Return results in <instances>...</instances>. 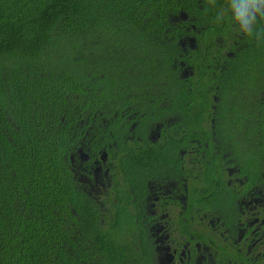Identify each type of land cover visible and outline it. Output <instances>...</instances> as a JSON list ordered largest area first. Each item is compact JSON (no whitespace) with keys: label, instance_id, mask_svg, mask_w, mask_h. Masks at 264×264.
Wrapping results in <instances>:
<instances>
[{"label":"flooded vegetation","instance_id":"obj_1","mask_svg":"<svg viewBox=\"0 0 264 264\" xmlns=\"http://www.w3.org/2000/svg\"><path fill=\"white\" fill-rule=\"evenodd\" d=\"M196 2L161 48L104 37V71L57 114L65 167L90 221L152 264H264V17L248 35L229 0Z\"/></svg>","mask_w":264,"mask_h":264},{"label":"trees","instance_id":"obj_2","mask_svg":"<svg viewBox=\"0 0 264 264\" xmlns=\"http://www.w3.org/2000/svg\"><path fill=\"white\" fill-rule=\"evenodd\" d=\"M196 3L0 0V264H152L76 205L57 114L104 71L105 36L161 48L171 16Z\"/></svg>","mask_w":264,"mask_h":264},{"label":"clouds","instance_id":"obj_3","mask_svg":"<svg viewBox=\"0 0 264 264\" xmlns=\"http://www.w3.org/2000/svg\"><path fill=\"white\" fill-rule=\"evenodd\" d=\"M229 6L239 25L238 30L248 35L253 33L257 17H264V0H229Z\"/></svg>","mask_w":264,"mask_h":264}]
</instances>
